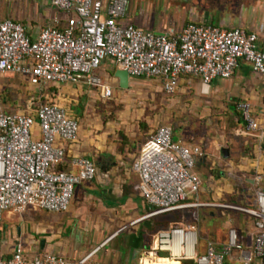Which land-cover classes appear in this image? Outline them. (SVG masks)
I'll use <instances>...</instances> for the list:
<instances>
[{
    "label": "built area",
    "instance_id": "obj_1",
    "mask_svg": "<svg viewBox=\"0 0 264 264\" xmlns=\"http://www.w3.org/2000/svg\"><path fill=\"white\" fill-rule=\"evenodd\" d=\"M128 1L50 0L68 15L67 23L45 26L35 39L20 22L0 20V75H22L37 86L83 82L103 99L112 96V88L97 74L106 58L128 77L160 79L166 94L176 91L183 75L198 77L204 87L217 78L230 79L240 60L264 78V39L256 31L195 22L179 31L144 30L124 22ZM32 104V111H7L0 101V222L6 210L62 212L75 185L96 174L95 163L86 156L71 158L75 171L57 168L66 156L64 144L77 140L78 120L55 102ZM243 116L250 128L257 127L246 111ZM202 156L200 146L174 140L169 125H158L143 142L131 165L139 178L134 190L146 199L150 214L181 211L190 220L157 230L138 264H264V183L254 187L251 207L201 201L195 166ZM204 207L249 216L251 243L241 241L230 226L221 242L206 239L199 251L196 222ZM94 253L77 260L56 253L31 257L17 246L5 256L0 241V264H102Z\"/></svg>",
    "mask_w": 264,
    "mask_h": 264
},
{
    "label": "crops",
    "instance_id": "obj_2",
    "mask_svg": "<svg viewBox=\"0 0 264 264\" xmlns=\"http://www.w3.org/2000/svg\"><path fill=\"white\" fill-rule=\"evenodd\" d=\"M207 1L173 3L172 0H162L156 10V3L129 0L124 22L158 33L179 31L188 22L241 27L246 31H256L259 39H264V7L259 14L256 13L260 4L251 9L236 10L232 6V12L223 14L218 13V5H208ZM67 18L68 15L52 6L50 0H0V20L20 22L31 39H35L45 26L63 28ZM113 65H116L114 61L106 58L97 70V74L112 88V93L113 85H118L114 73L111 77ZM5 77L6 74L0 75V79ZM133 78L129 77V83ZM156 80L164 92L161 80ZM196 81L200 79L183 75L176 90L189 88ZM211 83L204 87L201 82V89L197 92L226 97L229 101L225 113L233 115L236 123L214 130L207 127L199 139H194L193 131L185 127L170 126L172 134L173 128L179 129L176 140L198 145L203 151L195 166L201 179V201L219 203L217 200H221L223 203L251 207L254 187L264 183V78L254 72L250 64L240 60L230 79L217 78ZM69 85L76 94L72 99L74 107H70V102L62 105L78 120L79 132L75 142L64 144L66 156L57 168L75 171L71 158L86 156L95 163L96 174L91 180L75 185L70 204L62 212L34 207L20 212L4 211L0 222L5 230L0 239L2 250L5 256H10L20 246L31 257L56 253L72 260L95 250L93 258L102 264H138L140 254L151 246L157 230L173 223L165 220L169 213L150 214L151 208L146 199L134 190L139 178L131 167L132 162L147 136L157 126L148 135L138 136L135 146H132L130 135L133 131L127 126L121 130L124 141L117 139V128L109 124L98 126L96 117L91 115L93 107L82 106L81 102L87 97L93 100L101 98L95 87L83 82ZM0 86L14 85L0 83ZM244 111L257 124L255 129L250 128L244 119ZM222 150H226V154ZM256 175L261 177V182L254 181ZM229 197L233 199L231 202L224 201ZM217 209L222 215L226 214L227 210ZM226 215H229L228 211ZM241 215L245 220V230L239 231L235 225L230 226L238 230L241 241L248 245L251 243V218L243 213Z\"/></svg>",
    "mask_w": 264,
    "mask_h": 264
},
{
    "label": "rangeland",
    "instance_id": "obj_3",
    "mask_svg": "<svg viewBox=\"0 0 264 264\" xmlns=\"http://www.w3.org/2000/svg\"><path fill=\"white\" fill-rule=\"evenodd\" d=\"M146 1L156 3V10L162 4V0ZM172 2L182 3L186 0H172ZM206 4L218 5V13L223 14L232 12V6L237 10L255 8L260 4L256 9V13L259 14L264 7V0H208ZM116 68V65L112 66L111 77ZM6 76L0 79V83L14 85L12 87L0 86V101L6 110L32 111L35 109L32 103L43 101L55 102L62 107V104L70 102V107H74L72 99L76 94L69 83H47L41 87L30 84L27 78L19 75L6 74ZM156 79L135 77L130 80L127 88H121L114 84V91L109 98L93 100V98L87 97L81 104L83 107H93L91 115L96 117L98 126L104 127L109 124L117 128V139L124 141L121 130L127 126L133 131L130 135V139H133L130 140L132 146H135L138 136L148 135L158 125L185 127L193 131L194 139H199L207 127L214 130L215 128L231 127L236 123L233 115L225 113V107L229 100L226 97H212L197 92L201 89L200 81L193 82L189 88L180 87L173 94H165ZM74 110L78 111L77 108ZM177 128H173L174 140H176V134L179 133ZM236 190L240 191V189ZM233 194L236 196V193ZM232 200L229 197L224 201L231 202ZM217 202L223 203L221 200H217ZM227 211L229 215H226ZM227 211H225V215H222L221 210L217 208L199 209V218L196 222L199 251L206 239L221 242L230 225H235L239 231L245 230L242 213ZM165 220L186 222L190 218L187 213L182 214L181 211H174L167 214ZM4 235L5 230L0 224V239Z\"/></svg>",
    "mask_w": 264,
    "mask_h": 264
},
{
    "label": "water",
    "instance_id": "obj_4",
    "mask_svg": "<svg viewBox=\"0 0 264 264\" xmlns=\"http://www.w3.org/2000/svg\"><path fill=\"white\" fill-rule=\"evenodd\" d=\"M115 77L118 79V85L121 88H127L129 84V77L126 71L118 68L114 72ZM43 85H41L42 87ZM224 154H226V150H222Z\"/></svg>",
    "mask_w": 264,
    "mask_h": 264
}]
</instances>
